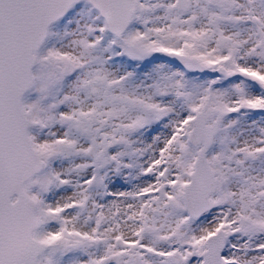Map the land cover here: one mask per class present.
I'll list each match as a JSON object with an SVG mask.
<instances>
[{
  "label": "snow or ice",
  "instance_id": "snow-or-ice-1",
  "mask_svg": "<svg viewBox=\"0 0 264 264\" xmlns=\"http://www.w3.org/2000/svg\"><path fill=\"white\" fill-rule=\"evenodd\" d=\"M0 264H264V0H0Z\"/></svg>",
  "mask_w": 264,
  "mask_h": 264
}]
</instances>
